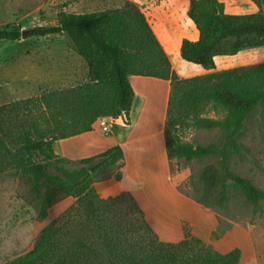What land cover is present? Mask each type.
<instances>
[{
	"label": "trees",
	"instance_id": "obj_1",
	"mask_svg": "<svg viewBox=\"0 0 264 264\" xmlns=\"http://www.w3.org/2000/svg\"><path fill=\"white\" fill-rule=\"evenodd\" d=\"M255 2L261 7L264 0ZM189 17L199 39L183 41L182 59L211 72L185 79L175 73L145 14L131 1L96 13L60 11L56 24L48 26H0V42L65 35L88 70L85 84L0 106V158L27 179L39 219L60 197L76 199L41 231L33 249L12 264H239V248L220 253L186 233L178 243L162 242L130 193L101 198L94 175L123 158L120 147L76 162L53 150L56 141L92 131L101 117L129 113L134 99L130 76L169 81V159L189 163L217 158V167H207L201 179L217 190L220 203L227 202L231 188L253 204L264 201L263 191L230 169L231 158L244 151L239 139L247 119L264 109V63L215 71L217 56L264 47V13L228 15L219 0H191ZM14 128L21 133H12ZM191 129H219L224 141L195 145L183 138ZM67 163L81 169L63 172L65 180L52 173Z\"/></svg>",
	"mask_w": 264,
	"mask_h": 264
},
{
	"label": "crops",
	"instance_id": "obj_2",
	"mask_svg": "<svg viewBox=\"0 0 264 264\" xmlns=\"http://www.w3.org/2000/svg\"><path fill=\"white\" fill-rule=\"evenodd\" d=\"M96 1L76 0V12L70 14L119 9L126 1H131L145 14L179 78L211 72L184 61L181 56L184 40L195 42L199 39L189 17L191 0H98L102 6L109 7L104 10H96ZM219 1L228 15L253 14L258 10L254 0ZM38 38L28 44L24 42L30 38L17 45L0 42V106L7 105L8 101L25 100L45 91H59L88 82L86 64L65 35ZM261 59H264V47L245 49L233 56H217L215 71L241 67L245 63L258 64ZM129 82L134 99L128 123L117 119L108 132H103L95 123L90 132L56 141L53 150L56 155L76 162L120 147L123 158L110 168L112 174L103 178L104 170L96 173L98 180L94 187L101 198L130 193L153 230L164 228L170 237L171 234L179 237L172 241L160 233L164 242L183 240L185 223L191 226L195 237L204 241L207 234L216 230L217 219L181 192L180 187L190 175L189 169L180 167L178 160H170L166 150L165 126L171 83L141 76H130Z\"/></svg>",
	"mask_w": 264,
	"mask_h": 264
},
{
	"label": "rangeland",
	"instance_id": "obj_3",
	"mask_svg": "<svg viewBox=\"0 0 264 264\" xmlns=\"http://www.w3.org/2000/svg\"><path fill=\"white\" fill-rule=\"evenodd\" d=\"M96 3L98 5L96 10L109 8L102 6L98 0ZM255 5L258 8L256 13L259 11L264 13V3L260 5L261 7L256 2ZM75 8L76 0H0V26H5L7 23L20 26L22 29L48 26L56 24L60 11L75 13ZM245 10L250 11V9ZM36 39L39 38H30L24 44L35 42ZM1 43L23 44L22 41L8 40ZM257 62L264 63V59ZM182 75L187 74L182 73ZM10 102L12 101L6 104ZM211 116L214 117L213 114ZM10 130L15 134L21 133L19 128ZM183 138L187 142L207 147L211 144L222 143L224 133L219 129H191L184 132ZM239 141L244 151L231 158L230 169L264 192V109H258L249 116ZM178 164L182 168H188L190 172L186 182L180 187L181 192L200 203L217 219L216 230L211 235L207 234L205 240L202 241L220 253L239 248L241 250L239 264H264V201L253 204L243 194L231 188L227 202L220 203L217 190L208 189L201 179L207 167H217V158L196 159L189 163L179 160ZM110 168L104 169L101 175L103 178L112 174ZM80 169L81 166L77 163H67L62 166L61 172L57 173L54 168L51 171L65 180L63 172L73 173ZM94 180H98L97 175H94ZM58 195L61 194H56ZM34 201L35 195L21 171L8 166L0 158V264H12L29 253L41 231L76 203V199L72 196L60 197L48 209L46 218L40 220ZM182 229L184 239L185 233L190 237H195L188 223H185ZM154 232L160 240V233L161 236H166L172 241L179 239L176 234H171L172 237H170L164 228H156Z\"/></svg>",
	"mask_w": 264,
	"mask_h": 264
},
{
	"label": "built area",
	"instance_id": "obj_4",
	"mask_svg": "<svg viewBox=\"0 0 264 264\" xmlns=\"http://www.w3.org/2000/svg\"><path fill=\"white\" fill-rule=\"evenodd\" d=\"M117 119H122L125 123H128L129 122L128 113L122 112L117 118L101 117L95 123L98 124V126L103 132H108L112 123Z\"/></svg>",
	"mask_w": 264,
	"mask_h": 264
}]
</instances>
